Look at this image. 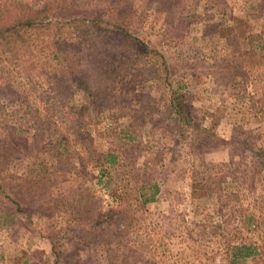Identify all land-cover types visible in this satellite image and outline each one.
<instances>
[{
  "label": "rangeland",
  "instance_id": "374dc122",
  "mask_svg": "<svg viewBox=\"0 0 264 264\" xmlns=\"http://www.w3.org/2000/svg\"><path fill=\"white\" fill-rule=\"evenodd\" d=\"M70 1L0 0V264H264V0Z\"/></svg>",
  "mask_w": 264,
  "mask_h": 264
},
{
  "label": "trees",
  "instance_id": "16d2710c",
  "mask_svg": "<svg viewBox=\"0 0 264 264\" xmlns=\"http://www.w3.org/2000/svg\"><path fill=\"white\" fill-rule=\"evenodd\" d=\"M40 2L36 3L35 7L34 5H29L28 8L23 9L20 13L19 16L14 18V20H12V22L8 23L6 22V25L4 26V28H7V30H14V31H19L22 33H26L28 30L30 29H43L44 31H46L45 33L48 34V32H50L49 30H51V27L54 29L55 28V24L53 23V21L51 20L52 18L55 17H59V15L61 17H64L63 15H65V12H70L71 13V8L72 7V2L70 0H39ZM124 2H126V0H123ZM91 13L89 14H84L80 17H76V15L70 17L73 18L74 20H76L78 22V24L83 25L84 27H89L92 30L93 27H96V30L101 29V28H105V26L108 25H112L115 26L116 24L114 22H110L108 21V19H102L100 18V16L97 13H94L95 8L91 7ZM69 19V18H68ZM68 19H63V20H68ZM63 21V20H59L58 18H55L54 21ZM105 23V24H104ZM27 27H30L28 30H26ZM1 29V28H0ZM48 29V30H45ZM112 28H110L111 30ZM26 30V31H25ZM58 31L56 32L54 30V33L52 35H49V39L51 38V40H57L58 37H60L61 35L59 34L61 32V30L57 29ZM90 30V31H92ZM241 30V26H235V30L234 32H238ZM23 34V35H24ZM88 34V33H87ZM60 35V36H59ZM261 42V41H259ZM63 50V47L59 48V51ZM54 57H59L58 55L53 54ZM61 58L65 59L64 55H61ZM162 72H164V75H167V71H166V67L163 66L161 67ZM168 76V75H167ZM165 77V81L168 80V77ZM169 83H166V85L170 88V85H168ZM89 90H94V87L88 86ZM90 91V94L92 96L94 91ZM170 90V89H169ZM171 92V91H170ZM172 93V92H171ZM95 96V95H94ZM93 96V97H94ZM170 109L172 111V113L175 114L177 121L179 122H184L187 121L185 116L182 115L180 113V110L177 108L178 103L176 104L174 102V97H171L170 99ZM86 137L89 144H87L84 148L86 150V153L88 155L93 154L94 155V164L99 163L100 165V169H99V173L97 175V181L99 182L100 180H104L106 176H108V167H111L112 165H114L116 163V159L114 158V155L111 152H96L95 154L93 152H91V141H89V137H87V134L83 135L82 137ZM100 160V162H99ZM107 166V167H106ZM4 185H6V183H3ZM1 185V184H0ZM20 187V186H18ZM155 191V190H154ZM148 199L150 198H145L143 199V203L147 202ZM16 197H14V199H12L13 204L16 206V213L20 212V215H26L25 211H22L21 209H19L18 207V203L16 201ZM19 210V211H18ZM19 214V213H17ZM89 229H93V226L90 225ZM257 249L255 247V245H251V244H246V243H242L239 244V246L232 251L231 253V260L230 262H232V264H244L243 262H241L242 259H246L248 260L249 264H256L255 259L257 257Z\"/></svg>",
  "mask_w": 264,
  "mask_h": 264
}]
</instances>
